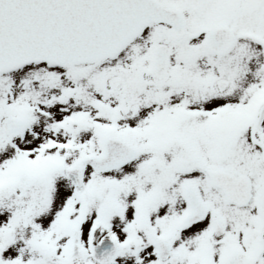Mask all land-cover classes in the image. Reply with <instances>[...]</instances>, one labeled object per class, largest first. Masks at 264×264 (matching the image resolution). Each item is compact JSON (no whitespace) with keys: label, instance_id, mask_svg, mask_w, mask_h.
<instances>
[{"label":"snow or ice","instance_id":"snow-or-ice-1","mask_svg":"<svg viewBox=\"0 0 264 264\" xmlns=\"http://www.w3.org/2000/svg\"><path fill=\"white\" fill-rule=\"evenodd\" d=\"M0 264H264V0H0Z\"/></svg>","mask_w":264,"mask_h":264}]
</instances>
